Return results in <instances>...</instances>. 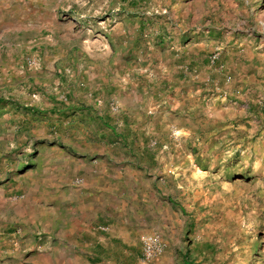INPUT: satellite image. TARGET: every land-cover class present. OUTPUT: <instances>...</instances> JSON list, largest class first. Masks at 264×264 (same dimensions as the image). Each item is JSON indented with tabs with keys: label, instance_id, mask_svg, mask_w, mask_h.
<instances>
[{
	"label": "rangeland",
	"instance_id": "rangeland-1",
	"mask_svg": "<svg viewBox=\"0 0 264 264\" xmlns=\"http://www.w3.org/2000/svg\"><path fill=\"white\" fill-rule=\"evenodd\" d=\"M126 159L173 207L143 259L264 264V0H0V264H41L44 179Z\"/></svg>",
	"mask_w": 264,
	"mask_h": 264
},
{
	"label": "crops",
	"instance_id": "crops-1",
	"mask_svg": "<svg viewBox=\"0 0 264 264\" xmlns=\"http://www.w3.org/2000/svg\"><path fill=\"white\" fill-rule=\"evenodd\" d=\"M115 162H102L94 172L89 162H70L67 173L58 170L54 182L47 177L40 183L45 196L39 226L48 238L38 246L41 264H161L142 258L140 224L156 215L159 204L163 213L173 207L159 201L151 184L142 187L137 161Z\"/></svg>",
	"mask_w": 264,
	"mask_h": 264
},
{
	"label": "built area",
	"instance_id": "built-area-1",
	"mask_svg": "<svg viewBox=\"0 0 264 264\" xmlns=\"http://www.w3.org/2000/svg\"><path fill=\"white\" fill-rule=\"evenodd\" d=\"M216 58V56H214ZM166 240L159 233H153L144 240V255L147 259L160 258L165 255Z\"/></svg>",
	"mask_w": 264,
	"mask_h": 264
},
{
	"label": "trees",
	"instance_id": "trees-1",
	"mask_svg": "<svg viewBox=\"0 0 264 264\" xmlns=\"http://www.w3.org/2000/svg\"><path fill=\"white\" fill-rule=\"evenodd\" d=\"M171 202H173V201H171Z\"/></svg>",
	"mask_w": 264,
	"mask_h": 264
}]
</instances>
